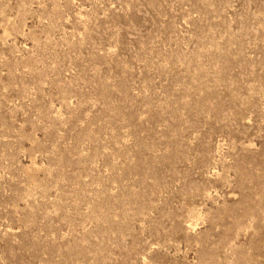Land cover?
Masks as SVG:
<instances>
[{"label": "rangeland", "instance_id": "1", "mask_svg": "<svg viewBox=\"0 0 264 264\" xmlns=\"http://www.w3.org/2000/svg\"><path fill=\"white\" fill-rule=\"evenodd\" d=\"M0 264H264V0H0Z\"/></svg>", "mask_w": 264, "mask_h": 264}]
</instances>
